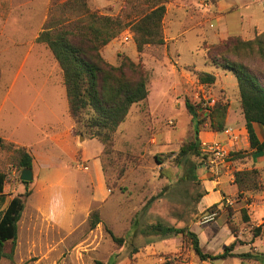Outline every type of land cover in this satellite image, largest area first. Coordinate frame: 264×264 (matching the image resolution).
Listing matches in <instances>:
<instances>
[{"label": "rangeland", "instance_id": "rangeland-1", "mask_svg": "<svg viewBox=\"0 0 264 264\" xmlns=\"http://www.w3.org/2000/svg\"><path fill=\"white\" fill-rule=\"evenodd\" d=\"M67 1L74 0H0V137L36 155L31 168L34 179L24 185L11 149L0 152V171L6 175L5 197L31 191L18 223L17 240L14 245L5 243L0 264H106L115 254L114 264H240L231 258L201 261L181 236L161 240L139 233L157 222L189 228L206 254H220L235 240L234 252L262 250L264 254V154L253 155L249 149L235 77L207 61L202 48L203 43L220 44L229 38L251 41L261 35L264 0H186L193 4L185 8L186 13H179L181 37L170 43L162 24L165 44L158 61L153 56L157 47L137 54L128 29L116 38L120 44L116 50L111 43V57L104 59L116 66L121 56L134 63L141 61L149 79V95L146 102L130 108L114 134L113 152L102 155L106 188L97 201L92 199V165L81 163L88 171L77 170L81 164L75 159L73 139H69L73 135L66 134L71 122L65 113L59 67L50 51L35 43L50 17L70 16L62 8ZM106 1L85 0L90 10L103 15H116L124 0ZM204 11L205 20L198 21L197 15ZM219 22L225 24L221 23L224 30ZM222 31L227 36L219 39ZM166 54L172 64L164 63ZM249 66L264 86V57H256ZM197 71L212 74L214 84H200ZM185 101L201 104L200 131H208L209 125V111L203 107L214 102L226 104L229 125L239 134V146H226L228 158L221 165L229 170V185L236 191L222 193L212 212H208L212 205L198 206L202 198L198 196L205 193L202 181L203 170H209L207 158L201 151L200 156L188 155L184 160L178 155L193 136ZM48 137L51 143L45 140ZM99 144L95 140L85 146L88 157L97 156ZM230 152L238 158L233 160ZM60 163L68 166L59 167ZM242 170L257 171L256 188L237 190L234 171ZM47 176H62V185L48 188L52 180ZM5 207L0 200V215ZM94 211L99 223L91 227L89 217ZM256 230L258 236L254 237ZM108 232L129 240L135 235L130 241L137 253L130 255L127 243L114 244Z\"/></svg>", "mask_w": 264, "mask_h": 264}, {"label": "trees", "instance_id": "trees-1", "mask_svg": "<svg viewBox=\"0 0 264 264\" xmlns=\"http://www.w3.org/2000/svg\"><path fill=\"white\" fill-rule=\"evenodd\" d=\"M167 3L168 0H124L116 15H103L90 10L85 0H74L72 3L67 1L63 3L62 8L69 11L70 16L50 17L35 38V43L44 45L50 51L60 69L68 105L67 113L73 123V135L98 141L102 146L101 158L103 154L113 152L114 134L125 121L130 108L146 102L149 95V79L143 71L141 61L134 63L129 57L121 56L119 65H112L103 58L101 50L128 29L133 34L137 54H143L146 48L157 47L153 56L158 61L161 58V48L165 44L162 24ZM202 45L207 61L229 70L235 77L249 149L253 155H263L264 86L253 74L249 63L258 56L264 57V32L251 41L229 38L220 44ZM195 74L197 81L202 85H212L215 82L212 74L199 71ZM184 106L191 117L193 136L191 141L180 147L178 155L183 160L188 155H201L198 135L202 123L198 120L201 104L185 101ZM207 109L208 130L222 133L226 128L227 105L214 102L207 106ZM6 149H11L19 171L32 168L33 159L28 149L0 137V152ZM237 155L229 153L233 160L238 158ZM190 172L194 173V169ZM234 176L237 190L243 187L256 188L257 171H234ZM192 178L194 179V176ZM5 182L6 175L0 171V200L6 204L0 215V251L7 242L15 244L25 199L31 195V191L26 190L23 195L8 199L4 194ZM22 183L27 185L30 182ZM214 207L215 204L208 212H212ZM243 215L244 221H247L244 211ZM89 218L91 227L99 223L96 211L92 212ZM136 225L138 226V223ZM257 231L254 237L258 236ZM139 233L143 237L161 240L181 236L190 243L194 254L201 261H223L231 258L239 260L240 264H264L263 253L252 250L235 253L236 240L226 246L220 254H206L202 251L197 235L187 227L175 228L157 222ZM108 234L111 241L118 246L127 243L130 255L137 253V247L130 241L135 235L129 240L116 237L111 232ZM117 256L113 255L106 264H114Z\"/></svg>", "mask_w": 264, "mask_h": 264}, {"label": "crops", "instance_id": "crops-1", "mask_svg": "<svg viewBox=\"0 0 264 264\" xmlns=\"http://www.w3.org/2000/svg\"><path fill=\"white\" fill-rule=\"evenodd\" d=\"M106 2H108V1H106ZM192 2L186 1V0H169L168 4L166 5V14H165V17H164V20H163V25H164V28H166V33L164 32L165 35H168L170 37V39H169L170 43L175 42L178 39V37H181L182 25H181V23L178 24L180 22L179 18H178L179 17V13H181L182 11H184L186 13L185 8L187 6H190L191 4H193ZM218 5H220V3L217 4V7H218L217 9L220 10ZM205 15H207L205 13V11L200 13V14H198L197 15L198 21L202 20V22H203V20H205V18H204ZM218 19H216V22L220 21ZM177 21H179V22H177ZM202 22H199V23L201 24ZM219 23H220L219 26L222 27L223 30H224V26L222 25L224 23L223 22H219ZM175 26L178 27L177 30L174 29ZM239 26H241V24H239ZM220 34H222V35H220L219 39H224L227 36V35H225V31H222ZM221 36H224V37H221ZM111 43L112 44L114 43V45H115V46H113L114 50H116V48H118L120 46V44L117 42V39H114L108 45H106L101 51V54H102L103 58H105V59H108V58L111 57L110 54H109V52H112L111 51V48H112L111 47ZM174 51H175L174 53H176L175 56L176 57L179 56L177 54L178 50L175 49ZM105 52L107 53L106 56H104ZM167 62L169 64H172V61L169 59L168 54H166V61L164 63H167ZM175 63L177 64V61H175ZM159 65H161L160 62H159ZM159 65H158V67H160ZM59 74H60V69H59ZM60 79H61V76H60ZM60 84L62 86V80H60ZM62 88L64 89L63 86H62ZM64 93H65V89H64ZM65 99H66V95H65ZM67 107H68V105H67V100H66V110H65L66 112L65 113H66L67 117L69 118L68 113H67ZM130 112H131V110H130ZM128 115H127V117H128ZM69 120H70L72 126L71 125L68 126V128L66 130V134L70 136V135H73V132H72L73 123H72L70 118H69ZM230 126L231 125H229V116H228L227 120H226V128L224 129V131L226 129H230L232 131V133L234 134V136L236 137V140H234V141L233 140H230L228 142L225 141L226 138H227V135L224 133V131L222 133H213L210 130H208V131L207 130L199 131V135H198L199 140H200V142L201 141H207V142L221 141L229 149H233L234 146H239L238 145V141H237V139L239 138V134H238V131L234 127H230ZM76 137H78L77 141H76ZM69 139H73V144L72 145H73L74 151H76L75 159L78 160L80 162V164L81 163H87V164H90V166L92 165L91 166V170H92V178L91 179L93 180V183L95 184L94 188H93L92 199H93V201H97V200H99V196L102 194V192L106 188V182H105V177L103 175L104 172H103V167H102V162H101L102 146H101V144H99L100 145V149L98 151L97 156L93 157V158H90V157L87 156L85 146L88 143H92L95 140L87 139L85 137H83V140H81V139H79V136H74V135H73V138H72V136H70ZM45 140L50 142V143L52 141V139L50 137L46 138ZM7 142H9V141H7ZM39 145L37 144L35 146L36 150L39 148ZM22 147H24V146H22ZM31 153H32V156H33L32 159L34 160V156H36V155H33V151H31L30 154ZM35 154H38V156H39L40 153H35ZM36 158L37 157H35V160H36ZM60 166L66 168V166H68V164L60 163L59 167ZM69 166H71V165L69 164ZM204 166L205 165H202L201 167L204 168ZM222 167L223 166H219V168H218V173L217 174H219V175H213V173L211 172L210 169L209 170H203L204 171V175H203L202 184H203V189H204L205 193H204V195L202 196V198L199 201V205H198L199 207L207 208V207H209V206H211L213 204L218 203L220 201L222 193L223 194H228V193L232 194V193H234L236 191L234 185H231V186L229 185V178H228V176L230 175L229 170L226 169V168H222ZM76 168L79 171L80 170L88 171V169H87L88 167L86 165H82L81 164V165L76 166ZM32 175H33V179H34V173L33 172H32ZM47 177L51 178V180H52V182L48 184V186H47L48 188H51V187H54V186L57 187V186L62 185V181H63L62 176H47ZM34 211L37 212L38 214H40L43 217L45 216L44 213H42V211H40L39 209H35ZM22 215H21V217H22ZM46 218L48 219L47 216H46ZM259 252H263V251L260 250ZM235 253H238V251H236ZM240 253H245V252H240ZM247 264H256V263H247Z\"/></svg>", "mask_w": 264, "mask_h": 264}, {"label": "built area", "instance_id": "built-area-1", "mask_svg": "<svg viewBox=\"0 0 264 264\" xmlns=\"http://www.w3.org/2000/svg\"><path fill=\"white\" fill-rule=\"evenodd\" d=\"M203 108L206 110L207 106ZM224 133L227 135V140L234 141L236 139L230 129H226ZM200 151L207 158V164L213 175H217L219 166L224 164L228 158V148L221 141H201Z\"/></svg>", "mask_w": 264, "mask_h": 264}, {"label": "water", "instance_id": "water-1", "mask_svg": "<svg viewBox=\"0 0 264 264\" xmlns=\"http://www.w3.org/2000/svg\"><path fill=\"white\" fill-rule=\"evenodd\" d=\"M79 139L83 140V137L79 136ZM19 179L22 182H27V183L31 182L33 179L32 170L31 169H23L21 171Z\"/></svg>", "mask_w": 264, "mask_h": 264}]
</instances>
